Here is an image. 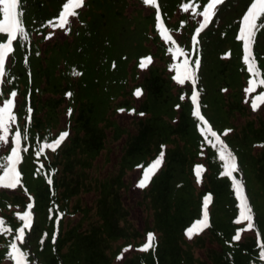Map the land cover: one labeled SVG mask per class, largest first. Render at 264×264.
Returning <instances> with one entry per match:
<instances>
[{
	"label": "trees",
	"instance_id": "trees-1",
	"mask_svg": "<svg viewBox=\"0 0 264 264\" xmlns=\"http://www.w3.org/2000/svg\"><path fill=\"white\" fill-rule=\"evenodd\" d=\"M64 2L18 0V19L27 38L20 39L17 33L12 40V51L5 56L0 76V95L7 98L14 90L21 98L19 104L14 101L13 111L20 112L23 123L20 128L12 129V124H8V128L15 134L21 133L19 185L22 196L13 197L16 210H11L12 197L0 193L11 211L8 219H0L6 229L0 232V264L5 261L13 264L7 257V245L15 228L23 223L16 213L24 210L30 213V225L23 229L25 237L18 246L27 253L26 259L31 264H114L122 248L133 246L131 240L135 242L136 252L123 264H264L260 257L264 245V104L260 107L257 104L254 111L251 106L253 95L264 91V85L255 83L258 91L245 101L242 92L249 79H264V13L257 18L250 46L254 74L244 63L243 41L237 39L240 19L251 0H222L199 32L195 31L198 28L195 15L202 11L207 0H157L155 5H145L143 0H82L80 7L73 10L76 15L68 18L65 40L43 51L39 47L40 40L61 29L54 17L58 16ZM182 4L189 7L182 8ZM131 8L135 9L128 12ZM145 10L149 12L144 14ZM157 10L164 30L183 32L179 40L159 41L164 36L155 27ZM176 13L178 18L172 22ZM52 24L57 27L53 28ZM130 26L133 28L127 33ZM137 30L143 41L156 45L157 53L152 52L151 46L142 44L141 52L132 56L136 47L126 45L127 36ZM193 33L197 36L196 44L191 41ZM5 41L6 34H0V43ZM176 48L181 49V54L173 57ZM156 54L161 57L164 70L150 64L146 78L129 90L130 77H137V66L143 58ZM197 58L198 63H194ZM185 60L193 71L194 80H184L192 87L178 89L174 95L170 85L175 75L174 63ZM208 61L217 63L216 72H207ZM169 68L172 73L167 75L165 71ZM233 69L239 77L229 74ZM136 88L161 104L177 97L172 107L175 111L176 107L181 109L176 125L168 121L155 124L147 118L146 100L139 111L130 101L118 100L123 95L133 94ZM193 90L197 93L200 110L207 115L211 111L212 96L228 113L236 112L230 118L231 124L221 127L213 123L209 115V122H200L193 116L190 102ZM227 91L229 101L224 95ZM45 94L50 96L43 100ZM182 96L186 97L185 101ZM62 105L66 126L52 134ZM111 108L131 110L132 114L137 112L143 116L136 123V131L128 133L115 121H109ZM102 109L105 111L100 113ZM247 110L254 119L237 131L234 119ZM41 113L44 115L40 116ZM47 115L50 120L44 122ZM204 123L217 133L234 156L237 168L231 176L224 169L218 147L209 142V136L202 134ZM106 127L113 128L116 138L127 134L119 173L97 180L95 184L96 221L87 222L84 228L81 220L66 229V218L78 213L84 218L88 216V209L81 208L78 202L72 205L71 201L91 188L85 183L87 169L106 147ZM225 129L230 131L225 133ZM61 131L67 135L54 150L45 149L36 155L39 144L50 143ZM256 145L263 147V151L254 154ZM158 155H164V165L150 174L144 194V206L152 212V225L139 232L129 225L130 213L121 197V190L127 188L123 175L128 167L137 165L142 166L139 168L143 172ZM132 162L135 164L129 166ZM198 163L204 169L199 182L194 172ZM233 178L240 183L249 204L252 228L247 227L246 221L236 220L239 201ZM205 195L209 196L206 206ZM29 203L31 208L27 207ZM202 209L207 213V222L189 237L185 229L201 218ZM238 228L242 229L240 238L233 241ZM149 231L154 234L151 246L146 251L140 250ZM116 241H122V245L113 248L112 242ZM196 250L203 251L205 259L196 257Z\"/></svg>",
	"mask_w": 264,
	"mask_h": 264
},
{
	"label": "rangeland",
	"instance_id": "rangeland-1",
	"mask_svg": "<svg viewBox=\"0 0 264 264\" xmlns=\"http://www.w3.org/2000/svg\"><path fill=\"white\" fill-rule=\"evenodd\" d=\"M132 9L134 10L135 8L129 9L128 12H130ZM73 10H75V9H73ZM148 12H149V10H145L144 14H147ZM199 13H201V12H197L195 15V19L197 22L200 21V19H201V16L199 15ZM136 15L137 14H135L134 16H136ZM177 18H178V13H176V15L173 16L171 21L174 22ZM132 28H133V26H130V29L127 28V33H130ZM66 34H67V31H64V29H59L57 31H54L52 33V35H48L42 41L40 40L39 47L43 51H45L46 48L50 47L52 44H55L57 42H59V43L63 42L65 40V38L67 37ZM172 34L176 40H179L182 37L183 32H179V31L175 32L174 31V32H172ZM159 41L167 43V41L164 38H160ZM171 42H174V41L172 40ZM142 44H144V45L147 44L146 47L151 46L152 52L154 54L157 53L156 45L149 44L148 41H143L141 39V35L139 33V30L134 31V32H132V34L130 36L129 35L127 36L126 45L127 46L133 45L136 47V49L134 51H132V52H131V50L129 51V52L133 53L132 54L133 57H135L137 54H139L141 52L140 49H143V47H144ZM7 58H8V55H7ZM7 58H6V60H7ZM7 62H9V60ZM214 63L215 62L209 64V61L206 62L207 72L210 71L209 74H212L213 72L217 71V63L216 64H214ZM143 64H144L143 68H141L139 66L138 69H135V70H137L136 79L133 78L134 76L130 77V81L128 83L129 90L132 89V87L135 86L137 83H140L141 81H143L146 78V76L149 72L148 67L150 66V64H153V66H155L157 68H162L163 70L165 68L163 65L161 57L157 54L154 57H150L148 60L143 61ZM62 68H63V66H62ZM132 68H133V61L131 62L130 70H132ZM235 70L236 69L230 70L229 74H233V75H236L237 77H239V75L236 73ZM165 72L167 73V75L171 74L172 68H169ZM130 74H132L131 71H130ZM134 75H136V74H134ZM196 78H197V76H196ZM170 85L173 86L172 92L174 95H177L178 89H182V88L183 89H189L192 87L191 84H188V82L186 80H184L183 83H180L176 80H173L172 84H170ZM230 86L233 89V85H230ZM247 87H248V85H246L242 90L243 96H244V101L249 99L251 97V95H253V93L258 91V87L255 84L253 85L251 91L245 92V89ZM134 93L129 94V95H123L120 98H118V100L120 102L130 101V104L133 107H135L136 110H138V111L142 107L144 100H146L145 106H146V110L148 112L147 118L152 119L155 124H158L160 122L163 124H166V122L168 121L171 125H176V123L178 121V115H179V112L181 109L179 107H176L177 111H175V110H173L172 107H173V104L175 103L177 97H172V99L170 101L161 104L162 102H160L159 100H155L151 96L146 97L142 93L139 96H136ZM228 93H229V91H227V93L224 94L226 96L227 101H229V98L227 97ZM49 96L50 95L45 94L42 97V99L46 100ZM124 98H125V100H124ZM3 99H4V97L0 95V101H2ZM210 99L211 100L209 102L211 104V111H209L208 115L210 116V119L213 121V123H216L218 126H221V127L226 126V125H230L231 124L230 118H231V116H233L232 114H235L236 112L231 111V113H228V111H227L228 109L221 102L217 101L215 96H212ZM20 100H21L20 97L15 96V98H14L15 103L19 104ZM183 100L185 101L186 97H184ZM257 104H259V107H260L264 104V102L257 101ZM191 106H193L192 102H191ZM63 107H64V105H62L59 108V122H58V124H55L57 126L51 131L52 134H56L57 132H59V130L65 128V126H66V124H65L66 115L63 114V112H62ZM99 111H100V113H103L105 111V109H102ZM13 113L15 115V121H9L8 124L13 125L12 129H14V127L20 128V124L23 123V119H22L21 115L19 114L20 112L18 110L17 111L14 110ZM175 113H176V115H175ZM200 114L204 117L203 122H209V120H208L209 116L207 115L206 111L200 110ZM43 115H44L43 113L40 114V116H43ZM142 117L143 116H141L140 114H137V112H135V114H132V112H129V111H118L116 109L114 110L113 108L108 110V120L109 121H115L123 129H126L128 131V133H134L136 131V123ZM252 119H254V115L249 113L248 110L245 111V114L243 116L240 114H237L235 119H234L235 125L238 127L237 131L240 130V127L242 125H244L247 121L252 120ZM49 120H50V116L47 115V119H44V122H47ZM199 121L202 122V120H200V119H199ZM12 133L13 132H11L10 130L8 131V133H6L5 142H3V144H6L10 141V136ZM106 134H107V140H106L105 149L92 162V167L87 169L88 180L85 183L87 186L91 187L90 190L82 191V193L80 194V196L78 198H74L71 201L72 205L75 204L76 202H78L79 206L81 208L88 209L89 210L88 216L86 218H84V215L82 213H78V214L73 215L71 218H66L64 220V227L66 229L73 226L74 224H77L81 220H82L84 228L88 226V223H92V222L96 221L97 218H96L95 213H96V204H97L98 195H97V186L95 184H96L97 180H103V178H105L107 176L115 177L119 173L120 162H121L122 157L124 155V145L126 143L127 134L124 133L120 138H116V136L113 134V128L112 127H106ZM3 144H0V147H2ZM180 146H182V142L180 143ZM168 147L172 148L173 146H168ZM262 149H263V147H261L260 145H256L255 148H253L254 154H258V153L262 152L263 151ZM4 156L5 155H3L2 152H0V168H2L5 164V160L3 159ZM160 156H161L160 165L154 170L153 173L158 171L164 165V155H160ZM198 162L203 163V160L198 159ZM134 164H135V162H132L129 166L134 165ZM140 167H142V166H140ZM61 169H62V166L60 165L59 171H61ZM203 170L204 169H202L201 172ZM60 175H61V173H60ZM142 175H143L142 169H140L139 167H137V166L136 167H133V166L128 167L125 170L124 175H123V180H124V183L127 184V188H123L121 190L122 200L126 206V209L130 213V216L128 218L130 221L129 225H132L139 232H143L147 225H152V212L149 213L144 206V204H145L144 194H145V189L148 186V182L143 187L139 186V184H138V181L142 177ZM20 187L21 186L19 185V183L14 188H8L6 186H0V193L8 194L13 199L11 210H16V201L13 197L14 196H16V197L22 196ZM262 193L264 194V192H262ZM2 199H3V194H0V219H2V218L8 219V216L11 214V211H10L9 207L5 205V202H3ZM8 200H10V197ZM248 233H250V232L248 231ZM131 243L133 246H126V247L122 248V250L120 252L119 259H118V257H116L113 260L114 264H123L125 262L126 258L132 256L133 253L136 252V249H134L135 242L133 240H131ZM118 245L119 246L122 245V241L112 242L113 248H116ZM195 252H196L195 253L196 257H200V258L205 257L203 251L196 250ZM4 263L9 264L8 261H5Z\"/></svg>",
	"mask_w": 264,
	"mask_h": 264
},
{
	"label": "snow or ice",
	"instance_id": "snow-or-ice-1",
	"mask_svg": "<svg viewBox=\"0 0 264 264\" xmlns=\"http://www.w3.org/2000/svg\"><path fill=\"white\" fill-rule=\"evenodd\" d=\"M221 0H207V3L203 5V11L199 13L202 16V20L198 21L201 27L206 24L213 15V6L220 3ZM157 0H143V4L145 5H155ZM82 4V0H65L62 4V8L60 9L58 16L54 17L56 19L57 24L61 29L67 31L66 24L69 23L68 18L70 16H75L76 13L73 9L80 7ZM182 8H188L187 4H182ZM18 0H0V34H6V41L0 43V73H3V66L5 63V56L7 53L12 51V40L13 37L19 33L20 39H26V32L25 29L22 27L20 20L18 19ZM195 12V8L192 9ZM264 13V0H251L250 4L247 5L246 10L242 14V18L240 19L239 23V33L237 39L243 41V60L244 63L248 67V71L250 73L255 74L254 63L252 60V52H251V43L252 38L255 35V25L258 16ZM47 23L51 24V21ZM57 24H52V27H57ZM155 27L160 30L162 36H164L165 40L171 39L165 32L164 29L161 27L160 23V13L157 10L155 14ZM196 32L200 31V28L195 30ZM48 35H52L50 32ZM191 41L193 44L197 42V36L195 33L191 36ZM177 54H181V49L176 48L172 55L175 57ZM227 55V53H226ZM148 59V58H144ZM194 63H198V58L194 60ZM140 67L143 68L144 64L141 62ZM184 78L194 80L193 71L188 66L187 61L185 60L181 65L177 67V75L173 77L174 80L183 83ZM255 83H259L264 85V79L248 80V87L245 89V92L251 91L253 85ZM136 96L141 94V89L136 88L135 93ZM68 95V93H66ZM15 91H11L10 95L7 98H4L0 101V144L5 142L6 133H8V123L9 121H15V116L13 114V107H14V100L12 97H15ZM184 97L182 96L181 99ZM257 101L264 102V91H261L258 96H255L251 100V106L253 110L257 107ZM191 102L193 105L192 115L197 117L200 120H204V117L200 114L197 110V93L195 90L191 92ZM70 111V110H69ZM131 111V110H129ZM27 112H31V109L28 108ZM202 134L207 135L210 137L209 142L213 143L215 146L218 147L219 155L222 161H224V169L228 172L229 176L236 170L237 165L235 162V158L230 151H227L226 146L224 145L223 141L217 135L215 131H212L211 128L208 126L207 123H204L203 128L201 129ZM230 130L225 129L224 132H228ZM67 135L66 132L61 131L59 135H57L54 139L51 140L50 143H41L38 146V151L36 155L44 152L45 149H55L63 140V138ZM10 148V152L8 149ZM163 146H161V149ZM21 150V133L19 131L16 132L15 135L10 137V141L6 144H3L0 147V152L7 153L3 159L5 160V164L2 168H0V186H6L8 188H14L18 183H20L19 177L20 173L17 171V163L21 159L20 152ZM162 154V153H161ZM161 156L158 155L154 160H152L146 168L143 169V175L139 179L138 184L139 186L143 187L149 180L150 174L154 172V170L160 165ZM139 167V165H137ZM201 164H196L194 167L195 178L197 182L201 179ZM233 187L235 188L236 197L239 201L238 208H239V215L236 217L237 221L244 220L247 222V227H253V216L250 211L249 204L242 194V187L238 181L234 178L232 180ZM31 197H29V200ZM204 205L206 206L209 201V196L205 195L203 197ZM28 208H31L32 205L29 203L27 205ZM16 215L20 217L23 221L21 226H18L14 230V234L11 237L10 243L7 245L8 252L7 257L10 259L13 264H31L30 261L26 259L27 253L22 250L21 247L18 246V242H22L25 237V233L23 231L24 228L29 227L30 225V213L27 210L22 212H17ZM59 213H57V218ZM206 217L207 213L202 209V216L200 219L195 221L191 226L185 229V234L189 237L198 232L202 226L206 224ZM6 231L3 227V222L0 221V232ZM242 229L238 228L236 230V234L232 236V240L235 241L240 238V233ZM55 237V233H53V238ZM146 241L139 246L140 250L146 251L151 246V241L154 238V234L149 231L146 233ZM257 242L259 243V236H257ZM262 250L260 251L261 259H264V245L261 246ZM119 259V257H118Z\"/></svg>",
	"mask_w": 264,
	"mask_h": 264
}]
</instances>
